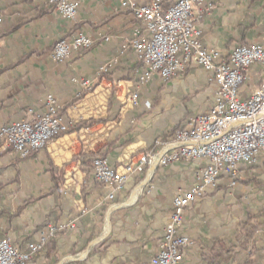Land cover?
I'll use <instances>...</instances> for the list:
<instances>
[{"label": "crops", "instance_id": "1", "mask_svg": "<svg viewBox=\"0 0 264 264\" xmlns=\"http://www.w3.org/2000/svg\"><path fill=\"white\" fill-rule=\"evenodd\" d=\"M194 8L204 47L228 55L238 45L264 46V0H195ZM0 14V127L33 121L43 114L48 95L57 100L68 129L96 122L65 132L25 159L0 142V240L28 252L49 225L70 222L72 227L50 238L28 264H149L174 196L196 182L203 165L179 161L159 166L136 191L143 176L128 181L113 202H106L107 190L93 182L84 162L99 156L121 171L156 139L207 111L213 95L210 74L192 67L167 82L154 74L140 85L142 66L132 50L123 48L134 38L135 22L119 0H83L74 21L48 10L44 0H0ZM80 33L92 46L67 61H53L55 43ZM263 77V67L253 65L241 97ZM83 81L91 83L89 90ZM134 91L137 105L129 100ZM258 212L264 213V155L240 163L236 177H221L184 209L181 232L192 245L181 264H235L223 255L206 262L204 255L219 254L217 241L229 247L239 225ZM256 240L263 245L264 232ZM257 264H264V257Z\"/></svg>", "mask_w": 264, "mask_h": 264}, {"label": "built area", "instance_id": "2", "mask_svg": "<svg viewBox=\"0 0 264 264\" xmlns=\"http://www.w3.org/2000/svg\"><path fill=\"white\" fill-rule=\"evenodd\" d=\"M162 1L119 0L121 8L130 11L135 22L134 38L123 48L132 50L142 66L139 84L144 85L154 74L167 82L192 67H199L210 74L212 104L169 137L156 139L148 151L136 160L127 161L121 171L109 167L99 156L90 161L93 182L107 190L106 202H113L128 181L143 176L136 191L159 166L179 161L203 165L196 182L187 189H179L174 196L163 238L149 261V264H181L184 250L192 245V240L181 232L184 209L214 189L221 177H236L240 163L251 164L264 155V77L257 88L241 97V87L247 83L251 67L261 65L264 72V46L238 45L228 55L208 49L200 42V31L194 24L195 0H167L166 9L162 8ZM44 2L46 8L68 21L75 20L83 4V0ZM91 46L90 38L80 33L70 41L56 42L51 58L64 62L72 53ZM82 86L89 90L91 83L83 81ZM129 100L138 104L137 91L131 93ZM59 109L57 100L48 95L43 114L33 121L20 120L0 127V142L11 147L20 159L42 151L69 127L59 116ZM71 227L70 222L49 225L29 245V251L23 253L7 240H0V264H28L50 238Z\"/></svg>", "mask_w": 264, "mask_h": 264}, {"label": "trees", "instance_id": "3", "mask_svg": "<svg viewBox=\"0 0 264 264\" xmlns=\"http://www.w3.org/2000/svg\"><path fill=\"white\" fill-rule=\"evenodd\" d=\"M165 2L166 0L162 1L163 9H166L169 6V3L166 4ZM95 123L96 122L94 121L79 122L69 130H77L82 127L91 126ZM62 134L63 132L58 134L57 137H60ZM90 158L93 159L95 156L90 155ZM84 164L89 171L92 170L93 166L90 160L84 162ZM49 170L51 173H56L57 171L52 166H50ZM58 173L62 176V171H59ZM56 182L58 184L61 183V177L57 179ZM259 231L264 232V213L258 212V214L248 215V218L239 225L238 230L234 233L229 247L226 246L224 242H215L214 244L218 246L219 254L215 256V253H210L208 257L204 255V260L213 263L215 257L216 259H219V256L223 255V257L232 260L235 264H257L262 257H264V244L260 246L256 243V234ZM233 242L236 243L234 247L232 246Z\"/></svg>", "mask_w": 264, "mask_h": 264}, {"label": "rangeland", "instance_id": "4", "mask_svg": "<svg viewBox=\"0 0 264 264\" xmlns=\"http://www.w3.org/2000/svg\"><path fill=\"white\" fill-rule=\"evenodd\" d=\"M185 74H186V73H184L183 75H180V77H181V76H184ZM68 130H69V129H67L66 131H64L63 134H64L65 132H67ZM139 156H140V155H139ZM55 236H56V235H55ZM55 236H54V237H55ZM52 238H53V237H52Z\"/></svg>", "mask_w": 264, "mask_h": 264}]
</instances>
